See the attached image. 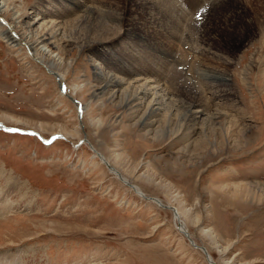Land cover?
<instances>
[{"label":"rangeland","instance_id":"obj_1","mask_svg":"<svg viewBox=\"0 0 264 264\" xmlns=\"http://www.w3.org/2000/svg\"><path fill=\"white\" fill-rule=\"evenodd\" d=\"M8 7L5 28L11 17L38 19L41 34L60 26L66 80L28 46L0 42V122L9 127L0 124V188L9 195L0 196V264H209L172 210L110 173L86 138L149 196L179 206L218 263L264 264V0ZM111 74L124 79L115 94L100 87ZM145 78L167 93L148 127L152 96L132 103ZM198 104L204 115L193 128L184 114Z\"/></svg>","mask_w":264,"mask_h":264},{"label":"bare ground","instance_id":"obj_2","mask_svg":"<svg viewBox=\"0 0 264 264\" xmlns=\"http://www.w3.org/2000/svg\"><path fill=\"white\" fill-rule=\"evenodd\" d=\"M9 1L10 0H0V16H2L4 12L7 13V11H8L7 9L9 8L8 7ZM85 1L86 0H77V1L71 0V3H72V5H76V7H78V9H79L81 6H83ZM206 1H209V0H206ZM69 10L70 9L66 10V12L67 11L71 12ZM199 10L200 9H198V11ZM196 13H198V12H196ZM10 19L14 22L15 26L13 23L8 22L9 24H6L7 27L5 28L4 27L5 24H2L3 22L0 23V42L4 41V43L8 47L12 48L13 50L20 51V52H22V49H25L24 48L25 46H23V45L28 46V48L30 50H32L33 56L31 54L30 55L35 59V61L38 62L39 64H42V66H45L47 71L49 73H51L53 76H55L59 80V82L63 85V82L66 80V75L63 73V71H61V68H59V67H61L60 64L65 62L64 61L65 58H64L63 54L60 53L59 47L57 44L62 39V38H59V39L57 38V35H61V33H62L60 31V26L55 30L54 33L47 35L45 33L41 34L37 29L32 27L34 23H38V19H36V18L35 19L33 18L32 21H27L24 23H22L21 20H19V17H16V18L11 17ZM3 21H5V20H3ZM48 23L51 24L50 26L52 28H54L60 22L57 23L55 21H50ZM15 27H18V29L20 30L19 31V32H21L20 35H18L15 32L16 29L14 31L13 28H15ZM20 36H21V38H20ZM48 36H50V37L48 38ZM119 71H120V69H119ZM100 72H101V70H100ZM130 73L131 72L129 70L124 71V74L126 76H129ZM99 79H101V83H100L101 89L102 90H109L114 94L116 93V91H119L118 87L120 86V84L124 80L123 78L115 76V74L109 75L108 81H105V82L103 81L102 77H99ZM143 79L144 78H142V77L137 78L134 80V82L135 81H142ZM155 83H159V80L157 82L155 78H153V79L145 78V80L141 84H139V85L136 84L137 86H134L136 88L135 91H137V93L140 94V96L135 95L134 98L132 97V103H134V101H135L134 107L138 106V105H143V103H146V101L149 99V97L152 96V98L149 100L146 114L143 117L144 118L143 123L146 125V127L152 125L153 121L155 122V119H152V117L159 115V113L157 114V112L162 109L160 105L163 102L166 103L165 99H167L166 98L167 93L165 92V89H163L160 86V84L157 85ZM129 85H131V82L129 83ZM73 87H74L75 91L78 92V88L76 86H73ZM62 93H64L63 90H62ZM68 96H70V98H71L73 95L69 94ZM219 96H220V98H222V97H225L226 95L224 93L220 92ZM154 105H156L157 107L154 108ZM78 106H80L79 109H81L83 111V113L87 114V112L89 111L87 104L85 106L82 104L81 105L78 104ZM137 108L138 109H136V110H139L141 107H137ZM201 108H203V107H199V104L195 105V107H191L190 110L188 109L186 111V113L184 114L185 119L190 121V124L192 125L193 128H195L199 124V121H201V118L204 115L203 114L204 110ZM0 124L8 127V125H6V123H4L2 121L0 122ZM6 127H2V128H6ZM7 130H9V129H7ZM72 132L68 131L67 133L71 134ZM59 133L56 135L54 134V135L60 136L61 134L62 135L67 134L64 132H62L61 134H59ZM180 133H181V129L179 128L177 130V132L174 134L179 135ZM72 135H74V134H72ZM66 136L69 137L68 134ZM85 141H86V144L89 147V149H91L95 153L96 156L94 155V157H97V159L99 158L100 163L104 164L110 173L115 175L124 184L129 186L137 195L143 197L146 200H153L156 205L159 204L161 207H165V209L166 208L171 209L173 214H174L175 221L177 224V228L179 229V231H181V233L184 234L189 239V241L191 242V244L194 247L202 250L205 253L207 261L209 262V264H220L214 259V257L211 255V253L209 252L207 247L198 243L192 237L191 231L188 228L187 224L185 223V221L182 217L183 211L179 206L167 204L159 197L149 196L146 192H144V190L142 189V187L139 184L131 181L115 164H113L110 161V159L102 151L97 149L96 145L89 138H86ZM81 144H83V142ZM76 146H79V145H76ZM15 178H16V176L12 172L8 173L6 176V184L11 183L12 180H15ZM163 187H164V189L165 188L168 189L167 185L163 186ZM6 190L4 188H0V196L1 195H4L2 197L6 196L5 203H7L8 198H9V195H8ZM188 211H191V209H189ZM204 233L206 236H209L210 239L213 238L211 235V231L205 230Z\"/></svg>","mask_w":264,"mask_h":264}]
</instances>
